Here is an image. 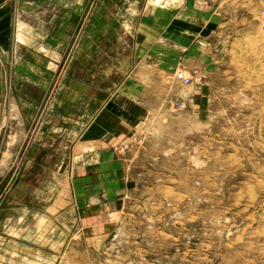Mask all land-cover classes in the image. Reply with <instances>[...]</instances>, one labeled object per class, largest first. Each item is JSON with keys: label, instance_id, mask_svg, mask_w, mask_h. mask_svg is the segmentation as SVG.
<instances>
[{"label": "rangeland", "instance_id": "1", "mask_svg": "<svg viewBox=\"0 0 264 264\" xmlns=\"http://www.w3.org/2000/svg\"><path fill=\"white\" fill-rule=\"evenodd\" d=\"M6 1L12 11L0 21V49H7L0 95L9 109L14 63L30 75L32 62L43 67L49 61L56 78L92 0ZM252 24L241 34L238 23L216 31L208 73L185 71L199 81H176V70L158 86L135 85L136 96L150 98H136L135 113L143 116L103 149L102 158L81 167V181L73 174L55 182V194L64 184L71 189L55 205L65 202L71 210L38 215L39 229L30 238L39 245L23 246V259L264 264V13ZM26 123L29 135L35 121ZM5 129L0 140L11 144L14 134ZM25 144L3 149L5 158L0 153V198L18 180Z\"/></svg>", "mask_w": 264, "mask_h": 264}, {"label": "crops", "instance_id": "2", "mask_svg": "<svg viewBox=\"0 0 264 264\" xmlns=\"http://www.w3.org/2000/svg\"><path fill=\"white\" fill-rule=\"evenodd\" d=\"M11 11L0 0V21ZM263 13L264 0H92L56 78L49 61L46 67L32 62L30 75L15 62L9 109L0 95V136L6 128L14 145L0 140V156L26 144L18 180L0 207V264L49 263L47 257L23 259L22 247L39 245L30 238L39 229L38 215L71 210L65 202L55 205V198L71 192L64 184L55 194V182L73 174L81 181L88 160L102 158L120 133L134 129L135 117L143 116L135 113L136 98L150 101L147 94L136 96V84L158 86L176 70L208 73L214 55L209 58L207 49L216 31L238 23L241 34L246 22L257 26ZM6 51L0 49V71ZM30 120L35 124L28 135Z\"/></svg>", "mask_w": 264, "mask_h": 264}, {"label": "built area", "instance_id": "3", "mask_svg": "<svg viewBox=\"0 0 264 264\" xmlns=\"http://www.w3.org/2000/svg\"><path fill=\"white\" fill-rule=\"evenodd\" d=\"M262 32L264 33V24L262 25ZM175 80L185 85H190L195 81H199L200 77L195 78L194 76L188 75L184 70H178L175 73Z\"/></svg>", "mask_w": 264, "mask_h": 264}, {"label": "water", "instance_id": "4", "mask_svg": "<svg viewBox=\"0 0 264 264\" xmlns=\"http://www.w3.org/2000/svg\"><path fill=\"white\" fill-rule=\"evenodd\" d=\"M72 51H73V49H72ZM71 51V52H72ZM71 54V53H70ZM22 163V162H21ZM20 166H21V164L18 166V169L16 170V173H18V171H19V169H20ZM13 181H14V179H13ZM3 197H4V194L1 196V198H0V202L2 201V199H3Z\"/></svg>", "mask_w": 264, "mask_h": 264}]
</instances>
